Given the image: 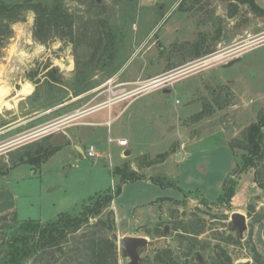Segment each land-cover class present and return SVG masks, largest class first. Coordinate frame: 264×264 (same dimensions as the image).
I'll return each mask as SVG.
<instances>
[{"label":"rangeland","instance_id":"rangeland-1","mask_svg":"<svg viewBox=\"0 0 264 264\" xmlns=\"http://www.w3.org/2000/svg\"><path fill=\"white\" fill-rule=\"evenodd\" d=\"M60 1L73 18L71 36L35 40L32 10L10 23L8 34L0 32V85L6 87L0 98L8 88L4 98L17 110L9 118H16L52 109L81 91L74 101L30 122L29 144L22 146L23 152L44 144L34 140L41 128L33 124L62 117L61 130L71 137L77 133L85 150L92 143L110 151L112 165L100 158L68 157L74 150L66 134L69 139L63 148L41 171L33 174L24 165L0 174V258L20 221H46L60 212H76L90 197L114 190L119 175H113L111 167L126 164L128 169L137 168V174L169 184L150 178L123 182L113 201L89 217V224L101 220L106 225L114 219L112 230L102 227L100 231L115 246L117 264L130 262L121 246L127 235L147 240L138 248V264H159L157 254H169L181 264L199 263L195 252L201 264H230L222 262L221 250L231 264H264V157L256 168L233 172L244 152V130L264 112V0H256L260 11L237 1L233 21L228 18L229 0H151L150 5L149 0ZM36 45L42 48L31 55ZM5 63L12 64L7 71ZM118 74L119 80L141 78L145 94L113 120L110 134L106 126L78 125L79 130H71L85 117L64 115L104 101L111 92L87 93L86 89ZM118 82L111 85L116 95L125 89ZM26 83L29 90L22 88L17 95L20 84ZM130 99L117 103L114 114ZM136 109L140 111L130 117ZM102 113L107 117L106 109L98 114ZM109 135L126 138L134 154L118 156L117 147L109 148L113 145ZM181 142L183 156L176 158ZM164 151V160L155 162ZM17 153L21 154L20 148ZM5 166L0 160V173ZM230 176L237 180V196L229 204L221 203L217 198ZM50 182L54 185L48 190ZM12 193L17 194L15 202ZM233 211L245 214L247 229L241 234L230 218ZM89 224L73 235L90 229ZM62 246L68 250L72 242ZM256 254L259 261L254 263ZM47 257H31L23 264H59Z\"/></svg>","mask_w":264,"mask_h":264},{"label":"trees","instance_id":"trees-1","mask_svg":"<svg viewBox=\"0 0 264 264\" xmlns=\"http://www.w3.org/2000/svg\"><path fill=\"white\" fill-rule=\"evenodd\" d=\"M237 1L248 3L253 10L259 9L255 0H229L228 6L229 11H231L229 15L236 12ZM26 10H32L35 14L31 27L32 36L35 40L43 42L52 35L71 36L73 34V18L60 0H24L21 3H4L0 1V32L8 34L11 31L10 23L21 20L22 14ZM80 93L81 91L75 95ZM242 148L244 152L240 163L233 170L235 175L248 168H256L258 162L264 157V112L244 130ZM54 150V147H44L38 144L34 150L25 151L19 161L30 162L34 165V160L42 162ZM157 156L159 159L155 162L163 161L167 156V151L160 152ZM23 157H25V160H23ZM150 163H153V161ZM111 169L113 175H119L114 190L97 193L90 197L87 202L80 205L76 212H60L56 217L46 221L39 219L20 221L16 227V233L12 235L7 243L4 257L0 258V264H23L31 257L40 260L45 256L59 261V264H117L115 246L111 244L105 233L100 231L102 227L112 230L114 219L109 218L106 225L101 220L96 224H89L88 219L113 201L119 194L123 182L144 176L137 174L133 169H128L126 164ZM150 179L161 185L169 184V182L165 184L161 178L150 176ZM254 181L259 182L256 175ZM236 184L237 180L235 178L227 177L217 198L218 201L229 204L234 195ZM84 224H89L91 228L83 230L78 235H73ZM95 227H99L98 230H95ZM69 235L73 236L68 238ZM69 241L72 242V247L65 250L62 245ZM56 252L59 253L60 257H63L61 261L57 258ZM162 255L157 254L155 256L159 264H181L169 254ZM220 257L223 258L222 262L231 264L230 257L225 251L221 250ZM253 257L254 263H257L259 255L256 254ZM184 264L201 263L186 260Z\"/></svg>","mask_w":264,"mask_h":264},{"label":"crops","instance_id":"crops-1","mask_svg":"<svg viewBox=\"0 0 264 264\" xmlns=\"http://www.w3.org/2000/svg\"><path fill=\"white\" fill-rule=\"evenodd\" d=\"M150 1L151 0H149V2H148L149 5L151 3ZM255 3L259 7L258 10L259 11L262 10V8L259 6V4L257 3L256 0H255ZM262 11H264V9ZM236 14L237 13H234L233 15H228L229 20L233 21V18L235 17ZM27 24L29 26L31 25L30 22H27ZM207 24H208V21L206 23H204V25H202V26H205ZM8 66L10 69L12 64L11 65L8 64ZM119 76H120L119 74L115 75V76L111 75V76L107 77L106 79H104L103 83L100 86H97V87L94 86V87H91L90 89H86L87 93H89V92L94 93L98 90H101L102 92H107V93L111 92V93H110V95H107L108 97L104 101H101V103H97L95 106H93L92 108H90L86 111H83V112L77 111L76 114L70 113L69 115H64V117H69V116L72 117L75 115H77L78 117H85L84 119L82 118L83 121L80 122L82 124H79V122L76 123L75 125L72 124V126H74V127H72L71 130H79L80 127H78V125H83V126H86L88 128L92 127V129H95L98 126H106L107 132L111 133V130L108 127L111 126V124L113 123V120L122 116L132 106V104L139 99V97L142 94H145L142 91L137 92V89L142 88V79L141 78H137V79L125 78V79L119 80L118 79ZM115 81H119L118 85L123 86L125 88L122 90L123 93H121L119 95H116V94H114V92H112L113 90H112L111 85ZM21 85L22 84H20V90L17 91V95L20 94V91L23 88ZM127 87H129V88H127ZM30 91H31V89H30ZM30 91L25 93V94L28 95V93H30ZM7 94H8V88H7V92L4 95H2L0 98V160L2 162L6 163L5 169L2 170L0 174H4L6 172H9L10 169H14V168L17 169L18 167H24V165H26V166L29 165L28 171L35 174L38 169H39V171H41V168L45 167L46 164L48 163V161L50 159H52L54 157V155L61 148H63L61 146L67 142V139H69V137L66 139V141L63 144L52 146L47 141L48 134L50 135L49 132H51V131L45 132V133H39L37 136H35L34 140H38L37 142H39V143H40V140L44 141L43 142L44 144L40 143V145H43L44 147H54L55 150L47 157L46 160L42 161L40 166L33 165L30 162L19 161V158L22 157L20 155H22L24 153L22 146H25V144H29V142H27L28 141L27 136L29 135V132H30V126H31L30 122L36 121L42 115H45L46 113H48L50 111H53L59 107L66 105L67 103L74 101V99H76L80 94L75 95L76 97H71V99H67V101L64 99L63 101L54 104L52 109H50V108H48L47 110L42 109V110H39L37 112L35 111V113L31 116L30 115H27V116L20 115V116H17L16 118H9V117L15 115L17 110L14 111L12 109V107H14V106L11 105L10 102L4 98ZM97 95L98 94H96V96ZM127 97H130L131 99L127 103H125V104L123 103V107L120 109V111L117 112V114H114V106ZM21 99H24V95L21 96ZM2 106L8 107V108H6L7 110L1 109ZM103 109H106L107 117H105L104 113L98 114ZM8 111H9V114H7ZM139 111H140L139 109H136L132 113L130 112V117L135 116L137 114V112H139ZM89 116H93V118L87 119ZM61 118L62 117H60V118L56 117V118H52L49 120H45L43 122L33 124L32 127L34 128L35 126L36 127L38 126L39 128L42 129L48 125H52L55 122L61 120ZM109 120H110V122H109ZM41 129H39V130H41ZM55 131H57V129H55ZM55 131H53V132H55ZM62 131L64 132L65 135L66 134L69 135L63 129H62ZM76 134L77 133H75V134L73 133V137H71L69 135L70 140H71L70 146L74 150V152L69 151L68 157L77 159L78 157L76 155H79L80 157L86 158L87 155L85 153V149L81 145V138H78V134L77 135ZM67 135H66V137H67ZM113 138H123V137H116L115 136ZM112 144L113 145H109V148L111 146L117 147L118 148L117 149L118 150L117 151L118 156L124 155V152L126 150H129L130 154H134L132 147L127 146L125 148H122L116 142H114V143L112 142ZM183 146H184V142H181L180 145H177V151L174 154L180 153L181 156H183V152L181 151ZM19 148H20L21 154L17 153V150ZM140 153H142V152H140ZM13 158H16L17 161H15V163L12 164V163H10V161L13 160ZM23 160H25V157H23ZM132 169L137 171V168L133 167ZM246 171L247 170H245L243 172H246ZM19 172H25V170L21 169V170H19ZM150 176L151 175H147V176H144L142 178H150ZM53 185L54 184L52 182H50L48 184V186H46V188L48 190L52 189ZM236 185L238 186V183ZM236 188L237 187H235V192H234V195L232 196L233 198H236V196H237ZM12 197H13V201L15 202V200L17 199V194L12 193ZM14 207H15V205H14ZM132 236H135V235H132Z\"/></svg>","mask_w":264,"mask_h":264},{"label":"water","instance_id":"water-1","mask_svg":"<svg viewBox=\"0 0 264 264\" xmlns=\"http://www.w3.org/2000/svg\"><path fill=\"white\" fill-rule=\"evenodd\" d=\"M100 1V0H96ZM142 91V89H141ZM63 120L57 121L52 125H48L44 128H42L38 133H45L51 131L53 128L57 129L55 132H49L47 141L50 145L56 146L63 144L67 137L64 134V132L59 128V126L62 124ZM130 154L129 150H126L124 152L125 156H128ZM181 154L177 153L176 158H180ZM230 218L234 224V226L238 229L239 233L241 234L244 230L247 229V222L245 214L239 211H233L230 215ZM168 228L167 226L164 227V232H167ZM147 244V240L144 237L140 236H132L127 235L124 236L121 240V246L124 252L128 254L130 257L129 264H138L139 260V254H138V248L141 246H144ZM113 245V243H112ZM195 257L197 258L199 263H202V258L198 252H195ZM237 264H248L247 262H238Z\"/></svg>","mask_w":264,"mask_h":264},{"label":"built area","instance_id":"built-area-1","mask_svg":"<svg viewBox=\"0 0 264 264\" xmlns=\"http://www.w3.org/2000/svg\"><path fill=\"white\" fill-rule=\"evenodd\" d=\"M33 51L31 52V55H34V53H37L36 51H40L39 49L42 48L41 45H36L33 47ZM27 53H29L28 51H26ZM31 55L29 56V58H32ZM28 58L27 63L30 62V59ZM4 59H7V57H4ZM6 71L9 70V66L8 64H6ZM1 75V74H0ZM142 88L137 89V92H140ZM108 123V122H107ZM109 124V123H108ZM110 134V133H108ZM108 142H116L120 147L125 148L128 146V141L126 138H113L110 135L108 136ZM85 153L87 155V157H92V158H100L104 161H107L110 165H112V154L110 151H106L103 149H97L96 146L92 143H90L87 147V149L85 150ZM112 168V167H111Z\"/></svg>","mask_w":264,"mask_h":264},{"label":"bare ground","instance_id":"bare-ground-1","mask_svg":"<svg viewBox=\"0 0 264 264\" xmlns=\"http://www.w3.org/2000/svg\"><path fill=\"white\" fill-rule=\"evenodd\" d=\"M16 26V25H15ZM19 26V25H18ZM27 58V57H26ZM6 87L5 86H3V85H0V94L4 91V89H5ZM29 88H30V85L29 84H24L23 85V89H24V91H28L29 90Z\"/></svg>","mask_w":264,"mask_h":264}]
</instances>
